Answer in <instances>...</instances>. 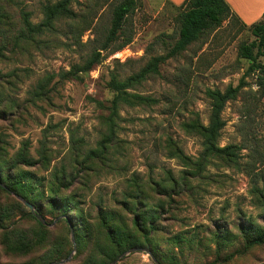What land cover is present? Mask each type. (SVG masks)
Returning a JSON list of instances; mask_svg holds the SVG:
<instances>
[{
  "label": "rangeland",
  "instance_id": "obj_1",
  "mask_svg": "<svg viewBox=\"0 0 264 264\" xmlns=\"http://www.w3.org/2000/svg\"><path fill=\"white\" fill-rule=\"evenodd\" d=\"M57 1L10 0L5 9L13 32L25 31V16L40 23L43 7ZM118 1L74 0V21H55L54 28L0 57V160L10 165L25 151L32 163L36 161L19 168L35 173L43 194L31 198L36 210L39 207L47 216L46 238L25 254L6 250L0 228V264H47L59 242L71 252L70 228L59 222L63 216L56 220L59 211L51 212L48 206L52 187L73 198L70 213L76 222L79 217L95 222L101 210H116L130 218L122 204L128 192L138 189L136 182L151 196L148 203L160 215L152 235L157 256L145 247L161 264H264V243L251 244L250 231L244 229L264 226V91L256 76L244 78L223 111L220 145L238 146L235 162L210 158L195 174V165L185 166L168 153V144L174 142L193 161L199 157L201 139L185 131L182 123L193 113L208 123V88L225 90L240 84L249 61L239 59L237 50L242 40L251 39L247 29L236 34L224 22L212 35L162 64L160 73L149 76L136 90L157 102L122 105L113 143L104 154L89 157L108 133L110 110L105 106L114 95L107 87L109 76L137 72L151 55L165 52L177 38L175 4L138 0L124 25L123 36L131 34L132 41L80 73V78H65L99 46ZM76 24L78 28H73ZM40 82L45 88L38 97L34 91ZM61 178L71 186H62ZM161 185H168L171 195L158 193ZM255 186L262 191L258 193ZM157 203L164 206L157 208ZM0 204L15 202L1 193ZM31 215L27 206H15L3 223L32 237L39 227ZM89 249L88 245L78 252L76 244L74 255L63 264L81 263ZM152 255L134 251L116 264H157Z\"/></svg>",
  "mask_w": 264,
  "mask_h": 264
},
{
  "label": "trees",
  "instance_id": "obj_2",
  "mask_svg": "<svg viewBox=\"0 0 264 264\" xmlns=\"http://www.w3.org/2000/svg\"><path fill=\"white\" fill-rule=\"evenodd\" d=\"M137 1L120 0L114 5L111 24L105 36L100 40L99 46L91 52L84 63L75 64L70 71H67L64 74L65 78H80V73L90 71L104 57L123 49L132 41L131 34L123 36L124 25L129 15L134 12ZM9 2L10 0H0V57L4 56L5 51H15L22 41H34L37 35L54 28L55 21L62 19L74 21L77 16L72 7L74 0H58L43 7L45 17L40 23H32L25 16V31L14 33L12 23L8 20L9 14L5 9L6 4ZM176 6L179 9V14L177 16V38L174 43L169 45L165 52L151 55L146 64L137 72L125 77H121L117 73H112L109 76L107 87L113 91L114 95L110 104L105 106L110 110L106 118L108 133L100 141V149L91 150L89 157L104 154L108 150V145L113 143L117 126L116 119L122 105L136 106L157 102V99L142 95L136 91L149 76L159 74L162 64L180 55L193 42L212 35L224 22H227L231 28H235L236 34H240L246 29L249 31L251 39L242 40L237 50L238 58L248 60L249 65L239 85L235 87L229 85L225 90L219 88L207 89L206 94L210 100L208 123L202 122L198 113H193V117L182 123L185 131L201 139L202 150L196 161L187 156L174 142L168 144V153L180 158L185 166L195 165L198 170L195 174L204 169L210 158L235 162L236 148L238 146L233 144L220 145L222 130L225 126L223 111L227 102L237 96L246 76L255 75L257 85L264 91V13L260 20L246 24L226 0H184L183 3ZM72 26L73 28H78V24ZM44 88V85L40 82L38 88L34 91V95L43 96ZM98 103L104 106L101 101ZM6 162V159L0 160V194H7L13 197L14 208L15 206L18 208L26 206L15 194L21 195L36 206L34 200L43 194L39 183H37L38 179L32 171L19 168L20 165H34L36 161L32 163L24 151L18 153V159H15L10 165H3ZM59 182H64V180L61 178ZM62 184L65 188L71 186L70 181ZM135 186L138 189L134 190L135 193L128 192L122 204L130 218L116 210H101L95 222H90L88 218L83 217H79L76 222L77 218L70 213L73 208L70 206V201L73 198L61 195V189L54 187L49 189L51 195L48 200V206L51 208V212L59 211V214L55 215L56 219L63 216L59 222L66 223L69 228L70 224H72L78 252H81L85 246L89 245L90 249L87 256L79 264H109L120 254L133 247L148 246L157 256L155 247L152 244V235L158 230L156 224L160 215L157 214V209L148 203L151 196L146 193L138 182L135 183ZM255 190L258 193L262 191L258 186H255ZM157 192L162 195H171L168 185H161L160 191ZM13 206L0 204V228L3 229V243L9 252L25 254L46 238L47 226L31 213V216L36 219L39 228L30 237L26 230L13 227L12 224L3 223L11 217L14 210V208L12 209ZM161 206H164L163 203L156 204L157 208ZM139 207L142 208L139 210ZM37 211L47 221L46 214L39 207ZM244 229L246 230L245 232L250 231L248 232V241L251 244L264 243V226L251 225L246 226ZM69 244L73 247L71 238L69 239ZM69 254L70 250L65 248L63 242H59L52 251L47 264L56 259L66 258Z\"/></svg>",
  "mask_w": 264,
  "mask_h": 264
},
{
  "label": "crops",
  "instance_id": "obj_3",
  "mask_svg": "<svg viewBox=\"0 0 264 264\" xmlns=\"http://www.w3.org/2000/svg\"><path fill=\"white\" fill-rule=\"evenodd\" d=\"M180 5L184 0H168ZM240 19L246 24L260 20L264 13V0H226Z\"/></svg>",
  "mask_w": 264,
  "mask_h": 264
},
{
  "label": "water",
  "instance_id": "obj_4",
  "mask_svg": "<svg viewBox=\"0 0 264 264\" xmlns=\"http://www.w3.org/2000/svg\"><path fill=\"white\" fill-rule=\"evenodd\" d=\"M16 197L20 200H22L24 202V204L30 209L31 213L34 214L42 223L46 224V220L45 218L43 217L42 214H40L37 210H36V207L33 203H31L29 200L25 199L24 197H22L21 195L19 194H15ZM57 220V219H56ZM70 233H71V240L73 242V247H72V251L70 252L69 256L66 257V258H63V259H58V260H55V261H52L50 262L49 264H63L65 262H68L72 256L74 255V252L76 250V241H75V235H74V229H73V226L72 224H70ZM148 251L151 253L152 255V252L150 249L148 248H145V247H133V248H130L128 249L127 251H125L124 253L120 254L116 259H114L110 264H116L122 257H124L125 255L131 253V252H134V251ZM153 259L155 261H157L154 256L152 255ZM157 264H161L160 262L157 261Z\"/></svg>",
  "mask_w": 264,
  "mask_h": 264
}]
</instances>
